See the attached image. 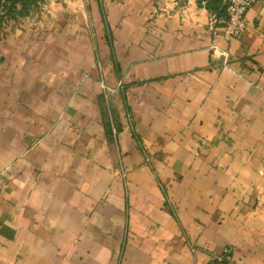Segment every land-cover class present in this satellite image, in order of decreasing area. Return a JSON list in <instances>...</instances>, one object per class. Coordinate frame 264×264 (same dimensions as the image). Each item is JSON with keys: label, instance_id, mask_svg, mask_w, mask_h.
<instances>
[{"label": "crops", "instance_id": "0c3cea01", "mask_svg": "<svg viewBox=\"0 0 264 264\" xmlns=\"http://www.w3.org/2000/svg\"><path fill=\"white\" fill-rule=\"evenodd\" d=\"M224 16L85 0L0 34V264H264L263 2Z\"/></svg>", "mask_w": 264, "mask_h": 264}, {"label": "rangeland", "instance_id": "374dc122", "mask_svg": "<svg viewBox=\"0 0 264 264\" xmlns=\"http://www.w3.org/2000/svg\"><path fill=\"white\" fill-rule=\"evenodd\" d=\"M85 0H39L23 16L10 18L5 11L0 12V34H10L15 28L25 27L31 33L49 27L57 20L65 19L66 12L78 10ZM32 34V33H31Z\"/></svg>", "mask_w": 264, "mask_h": 264}, {"label": "built area", "instance_id": "2783aa9c", "mask_svg": "<svg viewBox=\"0 0 264 264\" xmlns=\"http://www.w3.org/2000/svg\"><path fill=\"white\" fill-rule=\"evenodd\" d=\"M209 1V0H205ZM225 7V16L221 21L226 38L239 37L246 30L245 14L256 0H217ZM264 6V0H262ZM216 19H212L215 23ZM217 264H241L226 255L216 256Z\"/></svg>", "mask_w": 264, "mask_h": 264}, {"label": "trees", "instance_id": "16d2710c", "mask_svg": "<svg viewBox=\"0 0 264 264\" xmlns=\"http://www.w3.org/2000/svg\"><path fill=\"white\" fill-rule=\"evenodd\" d=\"M39 0H0V12L5 11L10 18L23 16L31 9L32 5Z\"/></svg>", "mask_w": 264, "mask_h": 264}]
</instances>
